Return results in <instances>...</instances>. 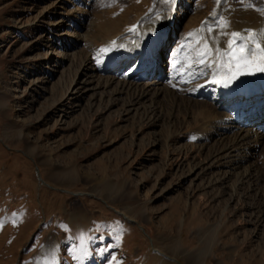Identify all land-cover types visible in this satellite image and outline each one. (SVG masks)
Wrapping results in <instances>:
<instances>
[{
  "label": "rangeland",
  "instance_id": "rangeland-1",
  "mask_svg": "<svg viewBox=\"0 0 264 264\" xmlns=\"http://www.w3.org/2000/svg\"><path fill=\"white\" fill-rule=\"evenodd\" d=\"M178 1L167 60L214 15L232 31L264 2ZM174 3L0 0V264H264V181L234 191L245 168L264 173L263 147L221 182L236 130L204 140L203 120L154 89L130 106L135 88L104 87L94 66L139 4Z\"/></svg>",
  "mask_w": 264,
  "mask_h": 264
},
{
  "label": "bare ground",
  "instance_id": "bare-ground-1",
  "mask_svg": "<svg viewBox=\"0 0 264 264\" xmlns=\"http://www.w3.org/2000/svg\"><path fill=\"white\" fill-rule=\"evenodd\" d=\"M181 3L175 0L172 7L161 6L163 8L160 7L149 17L146 13H144L145 16L141 17L144 5L139 4L136 9L135 20L127 25L122 24L123 29H120L121 31L106 42L108 54L104 55L105 57L102 59H95L94 66L97 68V72L101 74L104 87H109L116 82L119 86L117 91H120V88L127 90L135 88L134 95L131 96L130 106L139 104L145 98L147 91L154 89L155 94L165 99L168 104H173L178 111L184 108L194 118L196 116V120H203V125L199 126L201 127L199 133L203 135L204 140L209 138L210 135L205 133L214 124L221 126L218 133L221 136L236 130L233 138H231V144L225 146L221 150L222 152L219 151L218 155L214 157L219 162L218 166L220 167L218 168L222 182L227 178L228 172L224 169L228 168L229 163L238 166L244 161L242 150H245L244 152L248 150V153H251L252 151L257 152L263 147L262 152H264V71L261 70L264 68V51H262L264 49V2L263 5L252 10V15L249 17L237 18L238 20H236L239 22L235 23L234 28L231 27L232 31H226L229 25L226 22L229 21L217 13L214 16L223 17L222 23L226 24V27L216 28L213 23L214 16L212 19L205 20L206 22L203 24L199 23L200 25L191 35L186 39L181 38L182 41L180 40L181 42L176 49L174 48V51L168 55L167 60V48L172 40L168 33L172 28L176 7ZM133 17L131 18L133 19ZM248 23L253 24V26H248ZM209 26L213 27L211 34L207 30ZM245 30H250L257 35L258 39L255 42L260 43L261 48L255 49V42H253L250 47L254 48L255 55L247 65L241 63L237 67L229 56L224 55L228 51V37L218 33L236 31L244 34ZM217 49H219V54ZM200 51L205 52L203 56L206 61L205 64L194 63L199 58L198 53ZM164 62L167 63V70L163 73L161 70L164 68ZM157 65L162 66L159 73L154 72ZM189 65L192 67L189 68ZM123 66L126 68L121 73L119 68ZM237 83L254 91L256 93L254 98L247 100L241 96H232L233 87ZM177 86H181L183 92L189 97L188 99L182 97L181 103H178L179 97L175 92ZM208 95L213 96L210 104L205 100ZM192 108H197V110L194 111ZM241 118L244 119L241 120ZM246 123L250 128H243L242 125ZM213 130L215 132L214 128ZM248 153L244 154L246 158ZM226 158L231 160L226 162ZM251 174V170L248 168L237 173L236 185L239 186L234 190L236 193L240 186L249 180L252 181V187H258V184L264 181L263 172L259 171L256 178L251 177ZM261 194L262 191H260ZM255 207L257 208L254 206L252 209ZM158 252L160 253V250ZM55 255L56 253L53 251L44 257L47 262L56 264Z\"/></svg>",
  "mask_w": 264,
  "mask_h": 264
},
{
  "label": "snow or ice",
  "instance_id": "snow-or-ice-1",
  "mask_svg": "<svg viewBox=\"0 0 264 264\" xmlns=\"http://www.w3.org/2000/svg\"><path fill=\"white\" fill-rule=\"evenodd\" d=\"M217 3H220V0H217ZM251 7V5H249ZM223 17L217 18L216 16L213 17V23L216 28H222L226 27V24H223ZM208 32L211 34L213 32V27L209 26L208 27ZM219 35L226 36L228 37V43H227V49L224 53V55L229 56V58L235 63L237 67L240 66L241 63L247 65L248 62L251 60V58L255 55V49H260L261 45L257 41L258 37L257 35L250 31V30H245V33L242 34L241 32H224L221 31L218 33ZM254 43V48L250 47L251 44ZM205 44L207 46V42L205 41ZM264 51V49H262ZM217 53L219 54V49H217ZM238 53V55H237ZM205 55L204 51H200L198 53V59L194 61V63L197 64H205L206 61L203 59V56ZM192 65H189V68H191ZM264 71V68L261 69Z\"/></svg>",
  "mask_w": 264,
  "mask_h": 264
}]
</instances>
